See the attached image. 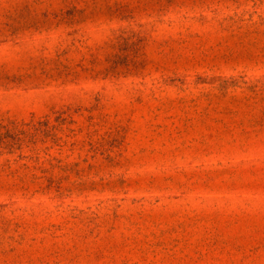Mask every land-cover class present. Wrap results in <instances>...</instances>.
I'll return each instance as SVG.
<instances>
[{
	"label": "rangeland",
	"instance_id": "rangeland-1",
	"mask_svg": "<svg viewBox=\"0 0 264 264\" xmlns=\"http://www.w3.org/2000/svg\"><path fill=\"white\" fill-rule=\"evenodd\" d=\"M0 264H264V0H0Z\"/></svg>",
	"mask_w": 264,
	"mask_h": 264
}]
</instances>
